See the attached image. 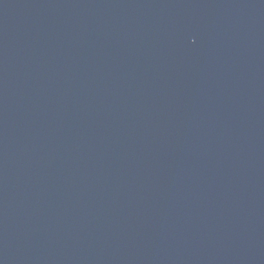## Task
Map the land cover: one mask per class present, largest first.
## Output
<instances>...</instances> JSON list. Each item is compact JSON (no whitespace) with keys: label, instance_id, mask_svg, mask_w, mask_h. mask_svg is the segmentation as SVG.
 Masks as SVG:
<instances>
[{"label":"water","instance_id":"1","mask_svg":"<svg viewBox=\"0 0 264 264\" xmlns=\"http://www.w3.org/2000/svg\"><path fill=\"white\" fill-rule=\"evenodd\" d=\"M0 264H264V0H0Z\"/></svg>","mask_w":264,"mask_h":264}]
</instances>
